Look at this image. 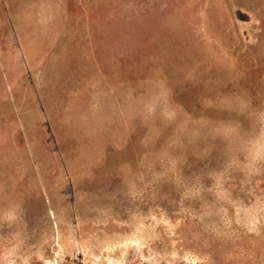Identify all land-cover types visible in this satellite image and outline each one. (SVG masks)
Returning a JSON list of instances; mask_svg holds the SVG:
<instances>
[{
  "label": "rangeland",
  "instance_id": "374dc122",
  "mask_svg": "<svg viewBox=\"0 0 264 264\" xmlns=\"http://www.w3.org/2000/svg\"><path fill=\"white\" fill-rule=\"evenodd\" d=\"M0 8V264H264V0Z\"/></svg>",
  "mask_w": 264,
  "mask_h": 264
},
{
  "label": "crops",
  "instance_id": "0c3cea01",
  "mask_svg": "<svg viewBox=\"0 0 264 264\" xmlns=\"http://www.w3.org/2000/svg\"><path fill=\"white\" fill-rule=\"evenodd\" d=\"M30 0H0V8L4 12L5 17H11L13 14L11 10L16 6L15 3H28Z\"/></svg>",
  "mask_w": 264,
  "mask_h": 264
}]
</instances>
